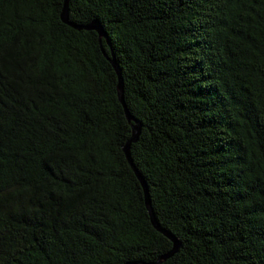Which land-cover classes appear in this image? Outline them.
<instances>
[{"label": "trees", "instance_id": "1", "mask_svg": "<svg viewBox=\"0 0 264 264\" xmlns=\"http://www.w3.org/2000/svg\"><path fill=\"white\" fill-rule=\"evenodd\" d=\"M63 6L0 0V264H264V0Z\"/></svg>", "mask_w": 264, "mask_h": 264}, {"label": "water", "instance_id": "2", "mask_svg": "<svg viewBox=\"0 0 264 264\" xmlns=\"http://www.w3.org/2000/svg\"><path fill=\"white\" fill-rule=\"evenodd\" d=\"M68 1L69 0H64V6H63V9H62V13H61V18L64 22L68 23V24H71L72 26H75L73 23H71L69 20H68V14H67V10H68ZM94 27V26H93ZM97 28V26H96ZM113 62V65L114 67L116 68V71L117 73H119V69L117 67V65L115 64V62L112 60ZM120 74V73H119ZM118 78H119V82H118V91H119V99L120 101L123 103L124 107H125V103H124V99H123V87H122V81H121V77L118 75ZM125 112H126V115H127V118L128 119H132L131 115L129 114L128 110L126 109L125 107ZM134 125H132V137L130 139V141L128 142V144L124 147L126 153H127V156L129 155L128 154V147H129V144L133 141H136L137 138H138V135L140 133V128H141V124L138 120L134 119ZM147 198V197H146ZM147 204L149 206V200L147 198ZM149 210H150V207H149ZM152 214V213H151ZM152 221L154 223V225L159 229L161 230L162 232H164L166 235H168L172 240H173V243H174V247H173V251H175L177 248H178V242L177 240L172 236L170 235L169 233H167L166 231L162 230L158 223L156 222L155 218L152 217ZM171 252V253H172Z\"/></svg>", "mask_w": 264, "mask_h": 264}]
</instances>
